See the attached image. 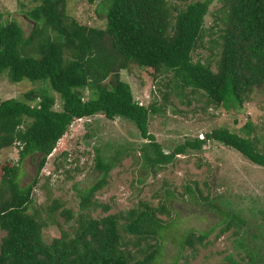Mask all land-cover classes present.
I'll use <instances>...</instances> for the list:
<instances>
[{
    "label": "trees",
    "instance_id": "1",
    "mask_svg": "<svg viewBox=\"0 0 264 264\" xmlns=\"http://www.w3.org/2000/svg\"><path fill=\"white\" fill-rule=\"evenodd\" d=\"M213 1L106 0L102 8L106 25L99 27L81 24L69 13L68 0H41L28 12L34 21L29 36L0 11V74L7 73L12 82L48 81L60 97L57 103L56 95L31 90L24 99L0 101V153L20 147L18 163L1 167L0 229L5 236L0 264H167L163 245L168 226L161 218L170 214L166 204H143L97 218L89 213L98 207L110 209L96 195L106 185L114 160L101 156L97 167L103 177L85 189L77 188L81 208L89 211L79 215L73 233L61 227L58 237L50 242L44 238V228L57 222L55 213L62 203L54 199L47 208L30 213L33 192L48 156L77 119L103 114L131 121L149 141L142 152L154 170L172 163L178 154L205 150L209 141L264 167V139L252 136L251 121L245 125L246 135L221 126L165 152L149 129L151 115L160 107L135 100L130 83L122 78V71L133 66L153 69L156 75L172 72L168 85L176 95L189 96L191 102V94L201 93L207 110L242 108L256 91L264 92V0H223L219 18L223 28L214 39V47L221 45L216 65L194 58L207 34L206 17ZM31 155L41 158L38 176L23 185L21 167ZM207 200V205L213 204ZM220 211L226 224L218 236L232 227L233 234L244 230L247 221L240 213ZM61 214L67 220L74 217L72 209ZM214 230H188L181 236L178 254L186 249L195 254L198 247L208 245ZM240 246L249 254L246 264H264L263 250L254 252L244 241ZM178 260L174 257L171 264Z\"/></svg>",
    "mask_w": 264,
    "mask_h": 264
},
{
    "label": "rangeland",
    "instance_id": "2",
    "mask_svg": "<svg viewBox=\"0 0 264 264\" xmlns=\"http://www.w3.org/2000/svg\"><path fill=\"white\" fill-rule=\"evenodd\" d=\"M105 1L68 0V10L81 24L104 27L106 15L102 8ZM39 3L41 0H0V11L4 19L16 20L29 36L34 21L28 12ZM223 4V0H214L211 4L206 17L208 31L202 46L194 53L196 61L209 59L216 65L220 57L221 45L214 47V39L223 28L219 20ZM122 78L130 83L135 100L146 106L155 104L160 107L157 113H152L149 129L165 152L173 151L188 138H203L206 132L221 126L246 135L248 121L254 126L252 136L259 141L264 139L262 91H256L242 108L207 110L204 108L205 96L201 93L191 94V102L189 96L176 95L168 85L172 72L156 75L153 69L133 66L122 71ZM31 90L39 95L44 92L54 94L60 103V97L53 92L48 81L26 78L12 82L7 73L0 74V101L24 99ZM190 90H185V94ZM148 142L134 123L121 117L112 120L97 114L74 121L39 173V183L29 208V212L34 213L47 208L54 199L62 203L55 213L60 224L51 222L43 230L46 241L61 235V227L73 233L79 215L89 211L81 208L77 188L85 189L103 177L97 167V157L101 156L105 161L114 160L106 185L96 195V199L108 204L110 209L106 212L103 207H98L90 209L89 213L97 218L143 204H166L170 214L161 216L168 226L163 245L165 263L171 264L174 257H178L179 264H246L250 257L247 250L241 248V241L254 252L264 251V167L250 162L235 149L209 141L205 150L178 154L172 163L154 170L142 152ZM19 150L20 147L14 145L0 153V180L4 173L2 165L17 164ZM40 159L31 155L23 162L20 171L23 185L38 176ZM205 197H209L213 204L207 205ZM63 209H72L74 217L67 220L61 214ZM220 210L240 213L247 221L244 230L233 234L236 227H232L218 236L226 224L222 223L224 217ZM41 215L47 216L45 212ZM211 227L215 230L209 236L207 246L198 247L195 254L191 249L178 254L181 236L188 230ZM3 236L5 232L0 229V242ZM230 256L237 263L231 261Z\"/></svg>",
    "mask_w": 264,
    "mask_h": 264
}]
</instances>
